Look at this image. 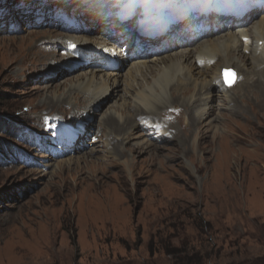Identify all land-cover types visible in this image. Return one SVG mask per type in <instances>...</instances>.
Returning <instances> with one entry per match:
<instances>
[{
  "label": "rangeland",
  "instance_id": "1",
  "mask_svg": "<svg viewBox=\"0 0 264 264\" xmlns=\"http://www.w3.org/2000/svg\"><path fill=\"white\" fill-rule=\"evenodd\" d=\"M74 12L78 21L69 25ZM85 13L80 0H6L0 7V122L17 126L13 133L0 128L8 146L0 157V264H187L177 261L185 255L202 258L201 264H264V95L250 84L239 86L240 72L253 66L235 51L239 67H213L224 88L212 95L237 102L217 105L209 120L199 112V121L205 118L196 130H207L205 135L191 138L185 131L172 139L151 130L145 142L153 149L140 151L129 128L124 146L131 154H111L106 163L101 156L109 154L103 141L110 129L102 121L109 114L125 118L121 109L139 104L138 93L149 90L146 80L142 89L135 81L136 89L129 90L123 77L118 96L96 116L90 110L76 122L63 117L77 108L74 93L88 84L89 72L64 85L76 71L61 72L57 80L54 74L52 86L42 90L48 78L28 61L36 42L51 35L50 22L69 35L60 25L83 27ZM111 45L115 53L122 50L116 41ZM225 70H231L229 78L235 74L231 85ZM102 74L101 91L90 87L89 94L109 88V72ZM122 89L127 99L120 97ZM205 97L192 91L183 101L196 106ZM48 98H65L67 104L44 105ZM168 98L167 107L175 106ZM165 110L156 113L161 117ZM164 118L180 126L172 116ZM114 136L117 142L122 135Z\"/></svg>",
  "mask_w": 264,
  "mask_h": 264
},
{
  "label": "bare ground",
  "instance_id": "2",
  "mask_svg": "<svg viewBox=\"0 0 264 264\" xmlns=\"http://www.w3.org/2000/svg\"><path fill=\"white\" fill-rule=\"evenodd\" d=\"M135 6L139 8L145 5L142 2L137 1ZM65 8L68 11L70 10V7ZM166 12H168V10L163 8L160 11V14H166ZM261 12L262 16L258 21H251V25L248 24L250 25L249 27H247L248 25H245V27L241 28V30H235V23H233V21L230 24L224 23L223 25L218 22L215 24H208L210 26L224 28L225 32H222L217 36H213L217 34L214 33L212 34L213 37L209 39L202 36V39L200 40L201 42L193 40L192 44L189 45L187 43L188 35L186 33L181 32V34L177 35L175 34V30L171 29L170 34L172 35L173 43L168 46H164L163 42H170L171 40L166 38L156 40V42L159 43L153 47H151V45H145L143 47V52L139 53V55H135L130 52L125 55L120 51L118 53H112L111 49L104 55L105 61H101V57L103 55L97 56V53L105 52V45L101 46L103 34L99 28L76 29L66 26L65 24L60 25L69 32V35H67L60 33L58 28L53 29L52 27L54 22H50L48 26L49 29H51V35L49 37L43 36L36 42L33 49L29 50L30 56L28 59L31 60L28 61L39 68L40 71H42V74L48 78L46 83H50V85L48 86L47 84L42 83L39 86L42 90H46L48 87L50 88L52 86L51 82L53 81L52 78L54 77V74L55 79L57 80L62 77L60 75L61 72L76 71V74L78 75L76 77L66 79V81L62 83L64 85L67 82L76 80V78L83 77L89 72L90 77L87 80L88 84L79 85L82 91H76L74 93V96H77L75 98L78 100L77 108H75L74 113H69V115H64L65 117H63L64 119L68 117L69 120H75L76 122L87 118V111L90 110L96 116L98 114L97 109L100 110V107L104 108L111 102L112 99L118 96L117 92L121 90L123 77H126L125 80H127V82L125 85L128 86L127 88L129 90L132 88L136 89L134 88L135 81L137 86H139V89H142L144 84H141V79L143 78L146 80V85L149 90H141L138 93L136 97L139 104H132L130 102L129 105L123 106V109H121L122 116H124L123 113H128L125 118L119 120L115 115L109 114L102 121V124L109 128L110 131L105 134L106 137L103 141L106 145L105 148L109 149L106 151L109 154L108 156H101V158H106V160L103 161L109 163V155L116 154L124 156L126 153L131 152V147L127 148L124 146V143L130 142L131 139V137L125 134L126 131H129V128L131 129V132L134 131L132 138L137 141V143L133 144V146L138 147L140 145L141 148L138 147V149H141L140 151L144 150L145 147L146 150L153 149L151 142H145L147 131L151 130L161 134L162 136L164 135L165 138L172 139H180L182 135L185 134V131L191 138L196 134L198 135L195 137H200L202 134L205 135L203 132L207 130H196L197 124L203 123L201 120L205 118L202 116L203 118L199 121L197 116L199 115V112L206 115V120H209V118L213 116L217 105L221 107L224 104L228 105V103L233 104L237 102V99L232 98V96L226 100L212 95L213 91H221L224 87L222 84L219 85L220 81L217 80V77L211 73V71H213V67H215L216 71H220L221 68L235 69L236 67H239L240 65L236 63L237 60L232 58L235 51H238V54H240L243 60H245L246 66H253V68L248 70V72L245 70L240 72L241 82L239 86L243 84L249 86L250 84L254 87L252 88L253 90L255 89L256 94L258 92H262L264 95V81L261 80L264 76V10ZM119 13L122 14L124 11H120ZM74 14L78 18V14L76 12H74ZM99 15L105 16L103 12H100ZM153 15H157V12L153 11L152 16ZM196 15L201 16L202 13L197 11ZM97 17L98 15H91L88 17V21L86 19V24L89 27L94 28L95 20V24L99 25L100 20H97ZM113 18L117 22V17L114 16ZM164 18L166 19V16H164ZM160 19L161 17L157 21ZM116 22L114 24H116ZM37 23L39 22H36L35 24ZM114 24L111 26L113 31L118 29L114 28ZM252 25L254 26L250 28ZM185 26L186 24H181L177 28H183ZM77 32L83 36H80L81 38L70 36L71 34L77 35ZM126 34L127 33L124 32V37L121 39H125ZM63 35L66 37V40L64 41L61 40V37H64ZM113 37L115 38V36ZM214 37L215 39H213ZM111 40L112 39H110V41ZM118 41L119 40L116 42ZM127 41L129 42L130 39ZM27 42L28 38H23L20 45L24 46ZM195 43L198 44L194 45ZM106 45L109 46V44ZM122 45L123 44L119 47H122ZM134 46L135 42L132 41V47ZM36 47L41 49L43 52L42 55L36 51ZM145 49L150 50L151 52H147ZM179 50L182 51L180 52ZM176 51L180 52V54ZM172 52H176V54H170ZM248 55H251V58ZM53 59L59 62H65L67 64V68L62 69L61 66L57 67L47 62V60L51 61ZM192 59H194V61H192ZM106 71L109 72V80H111L109 88L107 87L106 90L104 89L103 92H100L98 95L96 93L89 94L90 87L94 88L93 91H101L100 86H98L99 81H97V79H101L103 76L102 73ZM124 72H127V74L125 75ZM149 75L154 76L151 78L155 83L153 86H150L152 84L148 78ZM251 75L253 76L252 79L249 78ZM256 75H258V77H256ZM228 90L229 89H227L226 92H228ZM108 91L111 92V96L109 97ZM192 91L196 92V96L205 95L206 97L203 99L204 103H200V105L195 106L194 103L198 104L197 101H193L192 103L183 101L184 97L189 95ZM122 94L123 95L120 97L124 99V89H122ZM169 95L170 99L175 104V106H170L172 108L167 107L166 105L167 100H169ZM180 102H182L183 106L178 105ZM63 104H67L65 98H58L57 100L48 98L44 101V105L48 106L58 105L61 107ZM86 105L88 107H86ZM260 105H264V99L261 101ZM208 106L209 108H207ZM91 107L92 109H90ZM68 108H70V106ZM163 108L167 110H165L160 117L156 112ZM183 113H185L184 116ZM170 116H172L175 120H178L180 122V126H172L171 121L166 124L164 117L169 118ZM162 117L164 119H162ZM183 119L184 123L182 122ZM142 121L143 124L139 125ZM83 129L85 130L86 127ZM66 134L67 136H71L69 133ZM114 134H117L118 136L122 135L120 138H117L119 141H114L116 138V136L112 137ZM122 147L123 149L121 150L120 148ZM151 152L158 155V150H152ZM169 157L171 159L176 158L175 156Z\"/></svg>",
  "mask_w": 264,
  "mask_h": 264
},
{
  "label": "trees",
  "instance_id": "3",
  "mask_svg": "<svg viewBox=\"0 0 264 264\" xmlns=\"http://www.w3.org/2000/svg\"><path fill=\"white\" fill-rule=\"evenodd\" d=\"M16 127L17 126H13L11 124V122H8V121H5L3 120L2 122H0V128L4 130V132H6V129H9V131L11 133H13L15 130H16ZM7 145L5 144L4 141H1L0 140V157L2 156V148L5 149ZM7 149H8V146H7ZM181 263H187V264H195V263H198V264H201V262L203 263V259L200 258V259H197L196 256L192 257V256H188V255H185V257L183 258H180L179 260H177Z\"/></svg>",
  "mask_w": 264,
  "mask_h": 264
},
{
  "label": "snow or ice",
  "instance_id": "4",
  "mask_svg": "<svg viewBox=\"0 0 264 264\" xmlns=\"http://www.w3.org/2000/svg\"><path fill=\"white\" fill-rule=\"evenodd\" d=\"M229 72H231V70H226V77H227V74H228ZM231 75H232L233 77L235 76L234 73H231ZM232 82H234V80H233V81H229L230 84H231Z\"/></svg>",
  "mask_w": 264,
  "mask_h": 264
},
{
  "label": "water",
  "instance_id": "5",
  "mask_svg": "<svg viewBox=\"0 0 264 264\" xmlns=\"http://www.w3.org/2000/svg\"><path fill=\"white\" fill-rule=\"evenodd\" d=\"M232 81H233V80H232ZM231 84H233V82H232Z\"/></svg>",
  "mask_w": 264,
  "mask_h": 264
}]
</instances>
